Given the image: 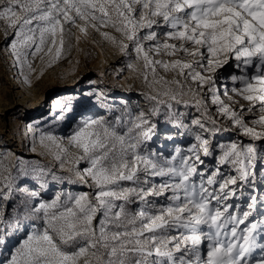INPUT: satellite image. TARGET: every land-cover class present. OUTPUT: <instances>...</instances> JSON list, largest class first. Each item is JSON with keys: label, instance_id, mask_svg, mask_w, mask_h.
I'll return each instance as SVG.
<instances>
[{"label": "snow or ice", "instance_id": "6c2138e0", "mask_svg": "<svg viewBox=\"0 0 264 264\" xmlns=\"http://www.w3.org/2000/svg\"><path fill=\"white\" fill-rule=\"evenodd\" d=\"M0 28L25 85L91 30L148 103L90 89L104 115L25 126L52 164L0 152V264H264V0H0Z\"/></svg>", "mask_w": 264, "mask_h": 264}, {"label": "rangeland", "instance_id": "374dc122", "mask_svg": "<svg viewBox=\"0 0 264 264\" xmlns=\"http://www.w3.org/2000/svg\"><path fill=\"white\" fill-rule=\"evenodd\" d=\"M122 59L116 49L98 34L89 30V34L84 36L73 29V34H65L64 51L59 61L47 67L39 57L34 60V71L30 74L32 84L29 87L22 82L23 75L18 67L13 66V60L4 45L3 29L0 28V152L14 153L12 162L19 157L29 167L52 164L50 156L39 155L42 149L38 140L37 151L34 153L30 150V134H26L25 126L43 127L48 124L55 127L59 135L66 136L70 133L72 128L67 120L52 124L59 112L54 107L57 100L70 105L74 112L84 113L83 117L77 116V120L104 115L106 109L100 107L94 98L85 95L90 89L103 90L108 97L107 103L114 105V111L125 105L133 111L147 108L148 103L140 94V82L133 80L129 72L124 70V65L119 63ZM41 70L42 76L39 75ZM13 72L14 75L17 74L16 78L12 75ZM24 74H29L27 66ZM64 80L70 84V89L60 90L56 87L63 85ZM118 95L126 96V101L113 103L110 100ZM89 99L92 103L85 104ZM116 114L119 115V112L116 111ZM228 135L218 139L221 143H229L231 141ZM235 138L232 134V139ZM149 144L161 151L174 150L171 142H167V148L164 147L163 137L155 142L150 141ZM178 146L186 148L188 145L181 142Z\"/></svg>", "mask_w": 264, "mask_h": 264}, {"label": "bare ground", "instance_id": "6f19581e", "mask_svg": "<svg viewBox=\"0 0 264 264\" xmlns=\"http://www.w3.org/2000/svg\"><path fill=\"white\" fill-rule=\"evenodd\" d=\"M12 75H14V72L12 73ZM17 74L14 75V78H16ZM65 81V80H64ZM59 85H57L56 87L60 90H65V89H70V84L67 83L66 81L64 82L63 85H61L60 87H58ZM110 100L113 102V103H123L126 101V96L124 95H118V96H114V97H111ZM179 140V138H178Z\"/></svg>", "mask_w": 264, "mask_h": 264}]
</instances>
